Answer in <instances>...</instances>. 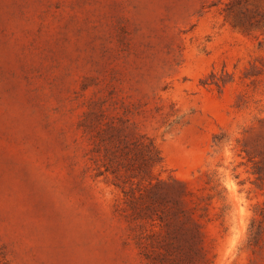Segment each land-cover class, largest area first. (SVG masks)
Instances as JSON below:
<instances>
[{
    "label": "rangeland",
    "instance_id": "obj_1",
    "mask_svg": "<svg viewBox=\"0 0 264 264\" xmlns=\"http://www.w3.org/2000/svg\"><path fill=\"white\" fill-rule=\"evenodd\" d=\"M257 104L264 0H0V264H215L202 162ZM245 140L264 264V121Z\"/></svg>",
    "mask_w": 264,
    "mask_h": 264
},
{
    "label": "clouds",
    "instance_id": "obj_2",
    "mask_svg": "<svg viewBox=\"0 0 264 264\" xmlns=\"http://www.w3.org/2000/svg\"><path fill=\"white\" fill-rule=\"evenodd\" d=\"M177 107L182 101L175 98ZM194 105L181 107L183 113H188ZM264 121V105H254L247 109L245 115L230 125L227 133L213 141V146L205 154L202 162L204 172L215 183L220 197L222 211V235L217 242L214 253L215 264H247L246 244L249 239V230L253 228V201L250 189V176L238 163L239 151L246 146L245 137L255 127L259 129L260 122ZM105 189L103 199L107 203L113 200L112 187L101 184Z\"/></svg>",
    "mask_w": 264,
    "mask_h": 264
}]
</instances>
